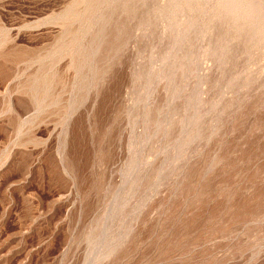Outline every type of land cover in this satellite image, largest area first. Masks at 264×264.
I'll return each mask as SVG.
<instances>
[{"label": "rangeland", "instance_id": "rangeland-1", "mask_svg": "<svg viewBox=\"0 0 264 264\" xmlns=\"http://www.w3.org/2000/svg\"><path fill=\"white\" fill-rule=\"evenodd\" d=\"M0 264H264V0H0Z\"/></svg>", "mask_w": 264, "mask_h": 264}]
</instances>
